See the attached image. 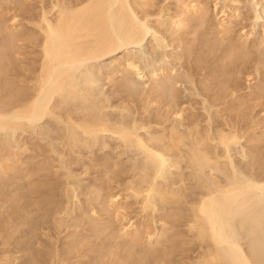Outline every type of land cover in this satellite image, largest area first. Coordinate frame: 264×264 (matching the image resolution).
I'll list each match as a JSON object with an SVG mask.
<instances>
[{
	"label": "bare ground",
	"instance_id": "6f19581e",
	"mask_svg": "<svg viewBox=\"0 0 264 264\" xmlns=\"http://www.w3.org/2000/svg\"><path fill=\"white\" fill-rule=\"evenodd\" d=\"M37 1L0 0V264H264V117L251 115L264 25L248 47L240 30L223 39L239 0H215V25L199 0H174L172 16L160 0ZM168 25L197 30L176 34L187 69L157 53ZM150 35L153 57L137 50ZM120 52L112 70L97 63ZM240 75L260 83L241 93ZM241 140L250 180L231 156Z\"/></svg>",
	"mask_w": 264,
	"mask_h": 264
},
{
	"label": "rangeland",
	"instance_id": "374dc122",
	"mask_svg": "<svg viewBox=\"0 0 264 264\" xmlns=\"http://www.w3.org/2000/svg\"><path fill=\"white\" fill-rule=\"evenodd\" d=\"M26 1H27L26 4H27L29 7H31V8H35V7H37V4H38V1H37V0H35V1H34V0H32V1L29 0V1H30V4H29V1H28V0H26ZM48 1H49V0H47V1L45 0V2H48ZM160 1H161V2L159 3L160 6H162V7L165 6V5H166V6H169V7H168L169 10L171 9L170 7H172V10H170V11L172 12V13L170 12V13H171V16H172L173 12H174V13L179 12L180 8L177 9L178 5L175 4L176 1L174 2V0H166V1L168 2L169 5H167V2H165L164 0H160ZM169 1H172V4H170L171 2H169ZM199 1H201V2L204 1L203 3H204V5H207V6H206L207 9H208V7L211 6V7H210V9H211V13H213V12L217 13L218 16H216L214 13L211 14V15H210V13H207V15L209 14V16H211V17H210V18H211L210 21L212 22V21L214 20V21L212 22V24H214V25L217 24L218 19H220V15H221V13H220L219 11H220L221 9L218 8V11H214V5H213V4H214L216 1H215V0H199ZM239 1H240V2H239V4H240L239 7H240L241 9H239L238 13H236V15L239 14V16H238L237 18H236V17H233L234 19L232 18V19H233V21H232L233 24L231 23V24H230L231 27H227V29H226V31L229 30V36H228V33L224 31V32L227 34V35H226L227 37L225 36V37L223 38V36L225 35V33L223 32L224 35L222 36V38L224 39V41H226V42H224V44H226V43H229L230 40H232V39H233V41H234V40H237V41H238L239 38H240V36H244V35H247V34L250 35V34H251V36H249L248 40L245 41V42H246L245 45L247 46V45L249 44L248 47H250V45H253L254 43L257 44V43L259 42V40L261 41L262 38H263L262 31H261L262 28H261V27H263V25H264V11H263V10H264V9H263V7H264V6H263V5H264V2H263V1H264V0H249V1H248V0H239ZM260 1H261V2H260ZM162 2H164V4H163ZM206 2H207V3H206ZM250 2H251V4H249ZM33 3H34V5H35V7H33V6H34ZM161 3H162V4H161ZM174 4H175V5H174ZM32 5H33V6H32ZM172 5H173L174 7H173ZM212 5H213V6H212ZM166 6H165V7H166ZM175 6H176V7H175ZM262 6H263V7H262ZM173 8H176V9L173 10ZM212 8H213V9H212ZM210 9L208 10V12L210 11ZM177 10H178V11H177ZM212 10H213V11H212ZM242 10H243V11H242ZM167 11H168V10H167ZM167 11H166L165 13L163 12L164 17H166V15H167V16L170 15V13H168ZM240 11H241V13H240ZM257 11H259V12H257ZM256 12H257V13H256ZM260 12H261V14H260ZM12 14H13V13H9V14H8L6 17H4V18H8V17H10V15H12ZM241 14H242V15H241ZM257 14H258V15H257ZM173 15H174V14H173ZM240 15H241V16H240ZM259 15H261V16L259 17ZM212 16H213V17H212ZM214 16H215V17H214ZM239 17H240V19H238ZM248 17H249V19H248ZM210 18H209V19H210ZM212 18H213V19H212ZM215 18H216V20H217L216 22H215ZM223 18H224V17H221V19H223ZM235 18H236V19H235ZM242 18H243V20H242ZM21 19H22V18H19V19L17 20L18 22H16V23H17L18 25H20V27H21V29H19L20 32L22 31L24 34H26V33H28V32L30 31L29 29H32V28H33V26L28 25V24L26 23V22H27L26 20H25V22L23 23L24 19H22V21H21ZM19 21H20V22H19ZM21 22H22V26L24 25L23 27L21 26ZM25 23H26V24H25ZM253 24H254V25H253ZM27 26H29V27H27ZM187 26L190 27V25H187ZM187 26H186V29L188 28V31H186V30L184 29V30L186 31V32H184L183 27L180 26V28H181V27H182V28H181V29L178 28V32H176V31H177L176 28L179 27V26H176V28H175V26L173 27V26L168 25V26H167L168 28L166 27V29H168V33L170 34V35H169V38H168V36H167L168 33H167V34H163V37H165L163 40H164L165 42L162 43V44H166V45H165V46L163 45V49H164V50H163L162 48H158V49H157V50H158L157 53H158V54H162V52H163V54H164V51L166 50L167 52L165 51V53H166L167 55H168V54L170 55V53H172V54L175 53L174 55L179 56V55H180V52H184V51L181 49L182 47H181L180 49L177 48V46H178V45H177V43H178V42H177V41H178L177 38H178L179 36L177 37L176 34L181 35L179 32H182V35H183V34L185 35V34L187 33L186 37H189V38H187L188 40H192L191 38H193V36H196V34L193 33L196 29H193V30H194V31H193L192 28H189V27H187ZM20 27H19V28H20ZM31 27H32V28H31ZM171 27H172V28H171ZM191 27H192V26H191ZM22 28H23L24 30H23ZM26 28H27L28 31H26ZM184 28H185V27H184ZM242 28H243V29H242ZM172 29H173V30L176 29V30L172 32V31H171ZM190 29H191V31H190ZM215 29H216V28H215ZM182 30H183V31H182ZM219 30H220V28H219ZM230 30H231V31L233 30V32H231ZM234 30H235V31H234ZM239 30H240V31H239ZM243 30H244V32H241V31H243ZM189 31H190V32H189ZM196 31H197V30H196ZM238 31H239V32H238ZM253 31H254V32H253ZM25 32H26V33H25ZM170 32L172 33V37H170V36H171V33H170ZM174 32H175V33H174ZM183 32H184V33H183ZM235 32H236V33L238 32V33L240 34V35H239V38H238V33H237V38L235 37V36H236ZM173 33H174L176 36H174ZM191 33L193 34V36H192ZM196 33H199V31L196 32ZM233 33H234V34H233ZM244 33H245V34H244ZM28 34H31V31H30ZM32 34H33V31H32ZM189 34H190V35H189ZM157 35H158V36H157ZM231 35H232V36H231ZM261 35H262V36H261ZM151 36H153V35L148 36V38L145 40L146 42H143L142 47L138 46V47H140V48L137 47V48H138L137 50H139V49L142 50L143 47L146 46L147 51H146L145 49H144V50L147 52V54H146L145 56H147V55L151 56V55H152V57H153V56H155V54H154V53H153L154 55L152 54V52H153L152 48L149 47L150 45H149V46L147 45V43L149 44V42H152V40L154 39L153 37L151 38ZM155 36L158 37V38H160V39L163 38V37L161 38L162 33H161V34L158 33V34L154 35V37H155ZM166 36H167V38H166ZM197 36H198V35H197ZM197 36H196V37H197ZM233 36H234V38H232ZM260 36H261L262 38H261ZM176 37H177V38H176ZM186 37H185V38H186ZM190 37H191V38H190ZM229 37H230V39H229ZM170 38H171V39H170ZM172 38H173V42H172ZM175 38H176V40H175ZM148 40H149V41H148ZM163 40H161V41L163 42ZM227 40H228V42H227ZM252 40H253V41H252ZM254 40H255V41H254ZM153 42H155V41H153ZM153 42H152V44H154ZM253 42H254V43H253ZM259 43H260V42H259ZM259 43H258V44H259ZM260 44H261V43H260ZM26 45H28V44H26ZM147 47H148L149 49H148ZM165 47H166V49H165ZM251 47H252V46H251ZM144 48H145V47H144ZM150 48H151V49H150ZM23 50H24V49H23ZM23 50H22V52H23V57H24L23 59H25V61H26L27 59L29 60V58L32 59V58L34 57V55H33L34 53H32V51L34 52V50L31 49L30 47H29V51H28V49H26V50H24V51H23ZM31 50H32V51H31ZM159 50H160V51L162 50V51L159 52ZM150 51H151V52H150ZM168 52H169V53H168ZM27 53H28V55H27ZM31 53H32V54H31ZM148 53H149V54H148ZM150 53H151V54H150ZM25 54H26V55H25ZM30 54H31V55H30ZM181 54H182V56H183V53H181ZM29 55H30V56H29ZM169 55H168V56H169ZM28 56H29V57H28ZM123 56H124V53H123V52H120V53H117V54H114V55H111V56L105 57V58H103V60H101V61H99V62H97V63L100 64V65L102 64V66H104V68L106 67V70H108L107 68H109V67H110V68L113 67L112 65H110L112 59H117L118 57H120V58H118V62H119V61H121V58H122ZM143 56H144V55H143ZM168 56H167L165 59L168 58L167 61H168V60H171V59L173 60L174 63H173L172 61H170V62L168 61V62H169L170 64L172 63L171 66H172V65H173V66L175 65V67H174V74H175V71H177V69H178V71L176 72V74H177V75H182V73L184 72L183 69H184L185 64L187 65V66H186V69H187L188 65L190 64V63L187 64L188 56H187V58H186V57H184V56H186V55H184L183 57L180 55V57H182V58L179 60V63L181 62V63L183 64V65H182V64L180 63V65H181V67H183V69L180 67L179 64H177V63H178V62H177L178 60H174V56H172V58H171V56H170V58H169ZM263 57H264V56H263ZM263 57H262V58H263ZM160 59H161L162 61H161V60H160L161 62H158V61H157V63H156V65L158 64L157 67L160 66V63H161V65L165 64V62H164L165 59H163V58H160ZM186 59H187V60H186ZM263 59H264V58H263ZM158 60H159V59H158ZM183 60H184V61H183ZM184 62H185V64H184ZM97 63H96V64H97ZM115 63H116V62H115ZM162 63H163V64H162ZM166 64H167V63H166ZM170 64H169V65H170ZM106 65H107L108 67H107ZM115 65H117V64H115ZM143 65H144V64H143ZM146 66H147V64H146ZM144 67H145V65H144ZM110 68H109V70H110ZM180 68H181V71H180ZM261 68H262V65H260V69H261ZM186 69H185V70H186ZM109 70H108V71H109ZM111 70H112V68H111ZM261 70H264V69H261ZM261 70L259 71V73L262 72ZM182 71H183V72H182ZM179 73H180V74H179ZM259 73H257V75H258ZM257 75H256V78L258 77ZM136 77H137V76H136ZM140 77H141V76H140ZM140 77H138V78H139V83L142 84L144 81H148L146 87H145V84H142L141 87L144 86V89L148 88V84H149V86L151 85V81L149 82L150 77H147V76H144L145 78H144L143 76H142L141 78H140ZM239 77H241V75H240ZM195 78L197 79L196 76H195ZM241 78H242V77H241ZM242 79L244 80L245 78L243 77ZM242 79L239 81L240 83H241ZM150 80H151V79H150ZM253 80H254V81H253ZM253 80L250 81V83H252V85H256V84L260 83V81H259V80H260V75H259V78H258L257 80H256V79H253ZM142 81H143V82H142ZM252 81H253L254 83H253ZM102 82H103V81H102ZM179 82H180V83H179ZM179 82H178L179 84H178V87H177V88H178V90H179L181 93H184L185 96L182 95L183 98L185 97V98L187 99V98L189 97V95H190V93H189V89H191V88H189V87H190V86L192 87V85H191L190 83H189V84L184 83L185 81H183V80H181V81H179ZM181 82L183 83V85H181V84H182ZM247 82H248V81H246V80L242 81V85H244V83L246 84ZM255 82H256V83H255ZM257 82H258V83H257ZM103 83L105 84L104 86H105V88L107 87V89H108V87L111 86L110 84H106L107 81H104ZM250 83L248 82V84H246V86L244 85L245 89H243V91H241V93H245V91H246V93L250 92V91H249V90H250L249 88L246 89V88L250 85ZM99 84L101 85L102 83L100 82ZM185 84H186V85H185ZM102 85H103V84H102ZM247 85H248V86H247ZM252 85H251V86H252ZM186 86H189V87H186ZM179 87H180V88H179ZM185 87H186V88H185ZM183 88H185V89H183ZM181 90H182V91H181ZM183 90H184V92H183ZM185 91H186V92H185ZM180 92H179V93H180ZM188 93H189V94H188ZM186 94H188V97L186 96ZM191 97H193V96L190 95V98H191ZM197 97H198V96H197ZM197 97H196V98H197ZM185 98H184V100H186ZM196 98L193 97V99H196ZM251 98H252V97H251ZM197 99H199V97H198ZM246 100H247V99H245V101H246ZM199 101H201V98H200ZM245 101H244V102H245ZM253 101H256V100H252V103L255 104V102H253ZM256 103H259V101L257 100ZM247 104H249V106H251V107L254 106V104H251V101H249ZM247 104L243 105V107H244V106H247ZM259 107L263 108V106H260V103H259L258 107L253 108V110L255 109L254 112L251 113V115L253 114L252 116H256V115H257V119H258V120H256V117H252L253 119L255 118L254 121L256 120L257 122H258L259 120H261V119H260L261 116L264 117V115H263L264 113H263V114H261L262 112L260 113V111H261L262 109L259 108ZM257 108H258V110H257ZM260 109H261V110H260ZM253 110H252V111H253ZM259 110H260V111H259ZM262 111H263V110H262ZM258 112H259V113H258ZM263 112H264V111H263ZM254 113H255L256 115H255ZM258 115H259V116L261 115V116L258 118ZM252 118H251V120H253ZM254 121H253V122H254ZM256 121H255V122H256ZM255 122H254V123H255ZM250 123H251V122H250ZM251 124H253V123H251ZM251 124H250V125H251ZM253 125H254V124H253ZM253 125H251L252 128L249 127L248 129L251 130V129H254L256 126H258V125H255V127H254ZM247 126H248V125H247ZM255 130H256V131H255ZM257 130H258V131H257ZM259 130H261V129H259V126H258V129H257V127H256L254 130H251L252 132L250 131L251 133H250V132L247 133V136H249V137L251 136V137H252V134H253V133H254V134H257V135L259 134L258 136H260V133H261V135H262L263 132H261V131L259 132ZM253 131H254V132H253ZM247 132H248V130H247ZM257 132H258V133H257ZM249 134H250V135H249ZM257 135H256L255 137L258 138ZM249 137H248V138H249ZM253 137H254V135H253ZM260 137H261V136H260ZM14 138H15V137H14ZM14 138H13V139H14ZM242 140H243V142H245V138L242 139ZM242 140H241V143H240V144H237L236 147L233 148V151H231V152H232L231 156L233 157V160H234V164H235V168H236L235 171L237 172L236 175H237L239 178L243 177L244 180H245V179L250 180V179H251V176H250V174H251L250 172H251V171H249V170H250V167H249V166H250V164L252 163V162H250V161L253 160L254 158H253L252 155H251V156L248 155V157L243 155V153L241 152L240 149L242 148V145H243V144H244V146H245V148H246V145L248 144L249 141H248L247 144H246V143H243ZM253 143H254V142H253ZM253 143L251 142L250 144H253ZM245 144H246V145H245ZM250 144H249V145H250ZM261 144H262V143H261ZM240 146H241V147H240ZM259 146H260V145H259ZM262 146H263V144L261 145V147H262ZM31 155H33V154H31ZM242 155H243V156H242ZM251 157H252V159H251ZM250 159H251V160H250ZM123 160L126 161V157H122V159H120V162H121L120 164H121V166L126 164ZM233 160H232V161H233ZM249 160H250V161H249ZM254 160L258 163V161H257L256 159H254ZM254 160H253V161H254ZM117 161L119 162V160H117ZM255 161H254V162H255ZM246 162H247V163H246ZM248 162H250V163H248ZM256 162H255V163H256ZM244 164H245V165L248 164L249 166H248V165L245 166ZM252 165L254 166V167H253V171H257V170H254V169L257 168L256 166H257L258 164H255V165H256V166H255L254 163H253ZM252 165H251V169H252ZM243 166H244V167H243ZM245 167H246V169H245ZM253 171H252V172H253ZM185 174H186V173H185ZM187 174H188V173H187ZM243 178H242V179H243ZM193 185H194L193 182H191L190 180H189V181L186 180V186H185V187H186V188H187V187L190 188V190L197 191V189H196V190L193 189V188H195V186H193ZM188 188H187V189H188ZM188 191H189V190H188ZM194 191H193V192H194ZM189 192H190V191H189ZM191 192H192V191H191ZM80 197H81V196H80ZM80 197H79V198H80ZM77 200H79V199H76V201H75V200H74V201L77 202ZM75 202H74V203H75ZM79 202H80V201H79ZM76 204H78V203H75L74 205H76ZM76 206H77V205H76ZM73 207H75V206H73ZM240 232H241V231H240ZM240 232H239V233H240ZM241 235H242V236H241ZM240 236H241V238H242V239H241V244L243 245V248H244L245 251L247 252V251H248V249H247V248H248V247H247L248 244H247V243H249V241L246 240L245 234H243V232L240 233ZM243 236H244V237H243ZM246 241H247V242H246Z\"/></svg>",
	"mask_w": 264,
	"mask_h": 264
}]
</instances>
